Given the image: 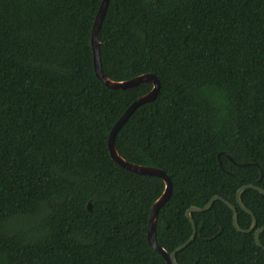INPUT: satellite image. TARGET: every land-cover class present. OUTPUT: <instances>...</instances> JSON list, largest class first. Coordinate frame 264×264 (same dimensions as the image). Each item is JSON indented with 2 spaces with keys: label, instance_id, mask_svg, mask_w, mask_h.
I'll return each mask as SVG.
<instances>
[{
  "label": "trees",
  "instance_id": "1",
  "mask_svg": "<svg viewBox=\"0 0 264 264\" xmlns=\"http://www.w3.org/2000/svg\"><path fill=\"white\" fill-rule=\"evenodd\" d=\"M100 3L0 0V264H166L146 240L162 181L124 170L107 150L115 122L152 86L96 79ZM97 39L109 80L159 82L114 138L123 160L170 180L156 244H183L185 211L212 196L248 229L235 194L264 190V0H108ZM240 198L263 227L264 196ZM190 215L195 236L177 264H264V231L258 247L221 201Z\"/></svg>",
  "mask_w": 264,
  "mask_h": 264
},
{
  "label": "water",
  "instance_id": "2",
  "mask_svg": "<svg viewBox=\"0 0 264 264\" xmlns=\"http://www.w3.org/2000/svg\"><path fill=\"white\" fill-rule=\"evenodd\" d=\"M108 0H101L100 6L98 8V11L96 13V16L93 21V26L91 29V35H90V49L92 53V65H93V71L94 75L97 80H99L106 88L109 89H120V90H128L131 88H134L141 84H150L151 90L146 93L145 95L139 97L136 99L133 103H131L128 108L123 112V114L119 117V119L115 122L111 130L109 131L108 138H107V150L110 159L115 162L117 165H119L121 168H123L126 171L132 172L134 174H138L141 176H152L159 178L163 183V191L161 195L154 201V203L150 207L149 215H148V222H147V234H146V240L148 245L155 250L163 259V261L166 264H177L176 262V254L180 252L182 249H184L189 243L192 242L195 236V227L193 220L191 218V213H200L206 211L211 204L214 201H221L223 204H225L232 212V218H231V224L233 228L240 233H253V240L256 246L260 247L259 241H258V234L262 231H264V226L255 229L256 228V220L253 216V214L246 209L242 202H241V194L245 189H253L264 196V190H262L259 187L253 186V185H243L239 187L235 194V202L237 206L246 214H248L251 217V224L248 229L242 230L237 225V212L236 208L230 204L229 202L222 199L220 196H212L201 208L197 207H189L184 215L186 219L189 221L192 233L190 237L181 245L174 248L170 253H167L163 248L159 247L156 244L155 240V220H156V214L157 211L160 209L161 206L169 199L171 194V183L166 175L165 172H163L160 169L152 168V167H145V166H139L134 165L132 163L126 162L123 160L116 152L114 147V138L118 130L121 128V126L127 121L129 116L134 112V110L145 103L152 102L155 100L158 91H159V82L158 79L153 74H142L139 76H136L134 78H131L129 80L125 81H111L105 75L103 74L101 70V61L99 57V43L97 39V33L99 26L101 24V21L104 16V12L107 6ZM229 160H231L230 157H228ZM264 250V248H263Z\"/></svg>",
  "mask_w": 264,
  "mask_h": 264
},
{
  "label": "rangeland",
  "instance_id": "3",
  "mask_svg": "<svg viewBox=\"0 0 264 264\" xmlns=\"http://www.w3.org/2000/svg\"><path fill=\"white\" fill-rule=\"evenodd\" d=\"M101 70H102V68H101Z\"/></svg>",
  "mask_w": 264,
  "mask_h": 264
}]
</instances>
